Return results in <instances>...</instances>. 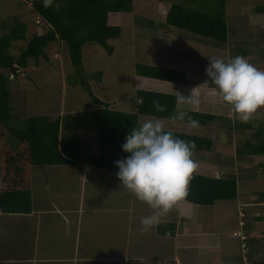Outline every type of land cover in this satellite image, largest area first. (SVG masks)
Instances as JSON below:
<instances>
[{
    "label": "rangeland",
    "instance_id": "rangeland-1",
    "mask_svg": "<svg viewBox=\"0 0 264 264\" xmlns=\"http://www.w3.org/2000/svg\"><path fill=\"white\" fill-rule=\"evenodd\" d=\"M132 2L133 12L120 15V37L107 41L113 48L111 54L94 41L86 42L82 46L81 74L71 64L67 46L62 41L48 43L45 56L39 57L38 60H28L27 67L19 70L8 84L12 90L10 126L23 129L29 117L47 116L51 120H59L63 129L70 128L71 136L79 140L83 146L87 139L86 137L82 139L78 131L85 128L82 136L95 137L97 131L91 128V124L97 110L103 107L93 101L89 93L108 103L110 109L128 113L134 111L136 90L174 95L177 102L171 118L139 115V125L154 118L164 123L166 131L211 139L213 141L211 151L194 153L193 159L198 165L194 173L205 176L234 174L237 177L238 196L236 200L227 202L230 207L225 211L227 220L225 223L216 222V225H213L216 226V232L226 235L231 246L223 253L213 252L208 254V257L204 256L205 252L200 254L198 253L200 250H194L191 254L193 258L187 262L204 264L209 260L211 264H264V198H261L264 193V173L259 166L264 157H253L239 150L246 141L255 143L254 133L264 130V108L258 109L248 121H242L233 114L230 106L222 104L217 96L211 95L209 90L214 85L210 80L207 85H203L208 80L206 67L210 57L234 58L243 49L246 51L244 57L250 63L258 69H264L262 52L264 0H225V20L229 28V37L227 42L219 47L209 38L164 24L165 14L172 3L192 6L201 11H214L215 1L132 0ZM29 11L28 0H0V37L8 31L7 23L14 17L27 24L28 38L33 32L44 34L48 27L30 15ZM2 22L6 23V29L1 28ZM25 44L24 41L13 42L10 52L19 55ZM136 64L181 70L184 72L185 81L183 84H176L137 76ZM85 83L89 85V92L83 89ZM196 88L199 95L198 104L178 102V94L187 98ZM186 110L219 115L221 120L216 119L197 128H190L188 123L172 119L179 111ZM6 142L12 146L16 144L11 136L6 138ZM81 167L80 165L33 167L31 188L35 203L46 207L55 203L60 209H64V206L76 209L78 191L82 185L84 204L89 202L92 206L96 204L102 209H111L118 199L124 198L126 193L130 194L121 182L102 170H93L89 182L85 185L80 184L77 178ZM1 175L0 155V184ZM133 196L135 203L130 206L134 211L142 209L145 212L152 211L148 204L139 201L134 194ZM238 201H242L243 204H250L251 201L260 202L256 208L261 210L255 209L251 213L253 205L249 207L238 205ZM84 207L86 208L85 205ZM203 208L208 215L201 219L199 225H202L201 229L206 233L212 226V222L208 221L211 209ZM223 210L225 209H222L221 213ZM252 214L259 217L254 224ZM242 215L245 217L240 218ZM242 224L245 226H240ZM120 226L121 224L102 225L100 229H94L85 236L83 231L80 236L81 252L78 253L77 264H176L172 258L173 243L168 241L164 244L163 239L153 240L149 238V233L143 235L142 241L138 240V245H131L130 249L134 253L130 252L129 258L121 255V259L114 261L116 251L113 244L121 240L122 233H126L125 228ZM192 228L198 231L199 227L197 225ZM241 234L244 235V240ZM54 238L57 240L52 245V250L57 256L71 259L73 248L68 245L59 246L61 238L57 236ZM196 239L197 235L192 241ZM137 255H140L142 261H131Z\"/></svg>",
    "mask_w": 264,
    "mask_h": 264
},
{
    "label": "trees",
    "instance_id": "trees-1",
    "mask_svg": "<svg viewBox=\"0 0 264 264\" xmlns=\"http://www.w3.org/2000/svg\"><path fill=\"white\" fill-rule=\"evenodd\" d=\"M214 1L216 2L214 11H201L192 6L172 3L165 14L164 24L209 38L217 47L222 46L229 37V28L225 20V0ZM28 2L30 15L43 22L48 30L44 34L33 32L28 38L27 24L14 17L7 23L8 31L0 37L2 213H20L30 209V172L33 167L87 165L106 171L118 170L116 161L129 155L122 150V145L131 130L140 126L138 116L171 118L177 102L174 95L140 89L135 92L134 111L128 113L110 109L108 103L89 93L93 101L103 107L97 110L91 124V128L97 131L96 136L85 140L83 146L79 140L71 136L70 128L63 129L59 120H51L47 116L29 117L23 129L12 128L10 126L12 90L8 84L19 70L27 67L29 59L38 60L39 57L45 56L48 43L62 41L67 46L71 64L81 74L82 46L86 42L94 41L111 54L113 48L107 41L120 37V15L133 12L132 0H52L51 6L47 7L44 0ZM1 28L6 29L5 22H2ZM17 41H24L26 44L16 56L10 52V48L12 43ZM262 52L264 53V46ZM237 55L244 57L246 51L241 49ZM135 73L137 76L176 84H183L185 81L184 72L174 68L136 64ZM83 89L89 92V85L83 84ZM140 100L143 102L138 103ZM157 104L162 106L164 111H158ZM184 112L187 116L182 122L186 123L187 117L199 121V125L214 122L216 119L221 120L219 115L189 110ZM173 134L179 139L194 142L195 152H209L212 149L213 141L209 138L177 132ZM8 136L15 139L14 146L6 142ZM253 137L256 139L255 143L246 141L239 150L253 157H264V130L255 132ZM259 166L264 173V161ZM237 194V177L234 174L205 176L193 173L184 199L194 205L210 207L216 202L234 201Z\"/></svg>",
    "mask_w": 264,
    "mask_h": 264
},
{
    "label": "crops",
    "instance_id": "crops-1",
    "mask_svg": "<svg viewBox=\"0 0 264 264\" xmlns=\"http://www.w3.org/2000/svg\"><path fill=\"white\" fill-rule=\"evenodd\" d=\"M84 129L78 131V134L81 135L82 139L84 137H86L85 139H91V136H82L85 133ZM80 166L82 167L78 173L77 182L84 185L89 182V178L94 173L93 170L101 171L87 165ZM102 171L107 172L110 177L121 182L117 177L119 169L115 171ZM83 189V185L80 186L78 191V208L76 209H72L69 206H64V209H60L55 203H52L48 207L43 206V204H36L32 194L30 172V209L27 212L20 213L0 212V264H77L79 263L78 253L81 252V233L84 231L83 235H88L94 229H100L102 225L112 226L121 224L120 227H124L126 230V233L121 234V240L113 244L116 251V256H113L114 261L121 259V255H125L124 258H129V253L133 252L130 249L131 245H138V240L143 239L142 237L143 235L145 236V233H149V238L153 240L163 239L164 244L168 241L172 242L174 245L172 258H174L176 264H189L190 262L187 261L193 258L191 254L194 250H200L198 251L200 254L201 252H205L204 256L208 257V254L213 252L223 253L226 251V248L231 246L227 241L226 235L216 232V226H213L216 225V222L225 223L227 220L225 211L230 208L227 202H216L213 206L206 207L211 209L209 211V217H211L208 221L212 222V226H210L211 230L207 229L206 233L201 229L202 225H199V222L204 216L208 215L207 212L202 206L191 204L185 199L177 202L172 207L173 209L160 215L156 226L142 233L141 218L151 215L153 209L151 208V212H145L144 209L138 212L134 211L130 206L132 203H135L133 193H126L125 197L118 199L111 209H102L97 207L96 204L92 206L89 202L84 204ZM261 198H264V195ZM240 204L247 207L253 205L254 207L250 209V212L253 213V210L259 209L256 207L260 205V202L251 201L250 204H243L242 201H238V205ZM222 209L225 210L221 213ZM252 217V223L254 224L257 217L253 216V214ZM197 225L199 228L198 231H195L192 227H196ZM245 225L247 224L245 223ZM131 230L135 232L132 233ZM195 235H197V239L193 242L192 238ZM247 235L246 233L245 236ZM56 236L61 238L59 240L60 244L57 243L59 246L68 245L73 248L71 259L57 256L52 250L51 247L57 240V238H54ZM241 236L244 240V235L241 234ZM139 256L137 255L131 261H142ZM204 264L211 263L207 260Z\"/></svg>",
    "mask_w": 264,
    "mask_h": 264
},
{
    "label": "clouds",
    "instance_id": "clouds-1",
    "mask_svg": "<svg viewBox=\"0 0 264 264\" xmlns=\"http://www.w3.org/2000/svg\"><path fill=\"white\" fill-rule=\"evenodd\" d=\"M44 2L46 7L52 4V0ZM206 76L208 80L203 85L210 80L214 85L209 90L211 95L230 106L233 114L242 121H248L258 109L264 108V70L245 57H210ZM196 90L187 98L178 94V102L198 104ZM156 107L158 111H164L162 106L157 104ZM186 116V112L179 111L172 119L183 121ZM187 119L190 128L199 127V121ZM195 147L194 142L179 139L172 131H166L164 123L154 118L133 128L126 137L122 150L129 155L116 161L117 177L139 201L153 209L151 215L141 218L142 232L156 226L162 213L186 197L188 182L198 166L193 159Z\"/></svg>",
    "mask_w": 264,
    "mask_h": 264
},
{
    "label": "built area",
    "instance_id": "built-area-1",
    "mask_svg": "<svg viewBox=\"0 0 264 264\" xmlns=\"http://www.w3.org/2000/svg\"><path fill=\"white\" fill-rule=\"evenodd\" d=\"M243 216V215H242Z\"/></svg>",
    "mask_w": 264,
    "mask_h": 264
}]
</instances>
